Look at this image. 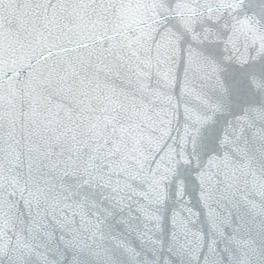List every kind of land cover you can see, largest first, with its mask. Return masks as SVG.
I'll return each mask as SVG.
<instances>
[{
  "label": "snow or ice",
  "instance_id": "snow-or-ice-1",
  "mask_svg": "<svg viewBox=\"0 0 264 264\" xmlns=\"http://www.w3.org/2000/svg\"><path fill=\"white\" fill-rule=\"evenodd\" d=\"M256 61L246 0H0V264H249L264 89L233 98L221 73Z\"/></svg>",
  "mask_w": 264,
  "mask_h": 264
},
{
  "label": "water",
  "instance_id": "water-1",
  "mask_svg": "<svg viewBox=\"0 0 264 264\" xmlns=\"http://www.w3.org/2000/svg\"><path fill=\"white\" fill-rule=\"evenodd\" d=\"M246 10L249 12H255L258 16L264 15V0H254L251 5H248L246 0ZM261 64H264V61H256L248 66H239L235 64L225 66V69L221 75L225 79L233 98L235 96V90L238 84L247 90V95L243 97V99L247 100L248 102H254L261 98L259 91H252L254 88L264 89V71H261L259 67ZM224 103L226 105L225 112L218 114L215 117L217 122L222 123L231 114V110L228 106L232 103V98L224 100ZM261 126L264 127V125ZM245 135L248 137L252 155L254 156L253 164L259 172L261 165H264V154H261V152L257 150V142L253 140L251 131H247ZM233 155L235 159H239L238 155ZM201 160H203V157H201ZM217 179L222 180L223 178L218 176ZM198 192L199 186L196 183L195 178L188 177L186 180L184 193L186 200L181 202L185 203L186 207L191 208L193 212L199 213L198 219L193 217V219H195V223H193L192 227L202 229L205 233V236H207L209 231L207 218L205 216V210L201 206ZM250 199L259 200L254 192L250 193ZM221 203H225V207H228L226 202L221 201ZM243 216L246 224V231L240 232L239 235L241 238L252 239L257 248V254L249 255V264H264V217L253 215L249 212H245ZM238 223H240V221L237 219V215L234 212L232 216V224L230 226L224 227L225 238L222 241H218V249H221L222 245L228 244L227 237L232 234L233 229ZM228 246L232 250L233 259L238 260L242 255L241 251L236 249L234 245L229 244ZM221 255L224 257V260L227 264L228 253L221 251Z\"/></svg>",
  "mask_w": 264,
  "mask_h": 264
}]
</instances>
